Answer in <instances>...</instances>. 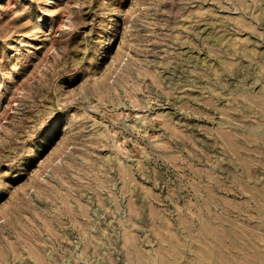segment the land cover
I'll return each instance as SVG.
<instances>
[{
    "label": "rangeland",
    "instance_id": "374dc122",
    "mask_svg": "<svg viewBox=\"0 0 264 264\" xmlns=\"http://www.w3.org/2000/svg\"><path fill=\"white\" fill-rule=\"evenodd\" d=\"M0 264H264V0H0Z\"/></svg>",
    "mask_w": 264,
    "mask_h": 264
}]
</instances>
